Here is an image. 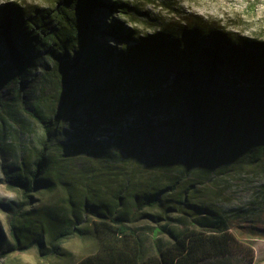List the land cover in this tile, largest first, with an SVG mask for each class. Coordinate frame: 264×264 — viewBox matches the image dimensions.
Masks as SVG:
<instances>
[{
  "label": "trees",
  "instance_id": "obj_1",
  "mask_svg": "<svg viewBox=\"0 0 264 264\" xmlns=\"http://www.w3.org/2000/svg\"><path fill=\"white\" fill-rule=\"evenodd\" d=\"M136 14L127 0L0 1V123L22 112L41 127L2 167L18 199L0 254L35 247L45 257L90 229L96 251L75 264H198L233 252L227 218L193 202L195 185L209 173H264V42H236L195 14L140 32L123 20ZM48 87L57 94L42 110ZM77 156L85 170L68 165ZM147 215L157 229L148 254L132 226Z\"/></svg>",
  "mask_w": 264,
  "mask_h": 264
},
{
  "label": "rangeland",
  "instance_id": "obj_2",
  "mask_svg": "<svg viewBox=\"0 0 264 264\" xmlns=\"http://www.w3.org/2000/svg\"><path fill=\"white\" fill-rule=\"evenodd\" d=\"M2 1V0H0ZM20 4H43L45 0H16ZM137 10L136 19H123L127 26L140 32L152 31L153 23L178 20L179 14H195L210 25L229 34L236 42H264V0H127ZM116 16L115 13H113ZM111 16V15H110ZM102 21V20H101ZM108 43L117 42L111 35H103ZM38 84H30L20 96L35 94ZM35 92L31 94V90ZM48 87L44 94L41 109L48 108L46 99L57 94ZM29 92V93H26ZM37 94V93H36ZM12 96V95H10ZM10 97L8 101H11ZM30 101H33L30 99ZM20 121L9 119L0 123V250L12 243L8 231L7 215L15 207L17 195L6 188L3 182L2 167L10 165L25 147L34 146L41 135L40 125L20 112ZM233 148V145L230 144ZM2 148V149H1ZM68 165L73 171L85 170L89 161L85 156L71 157ZM66 162V163H67ZM118 164V162H117ZM196 182L197 198L193 202H203L223 214L229 223V231L235 236L233 252L224 257L211 258L198 264H264V173L254 170H241L232 173H209ZM200 194V195H199ZM62 193L57 192L50 201H60ZM147 214L163 212L155 208H144ZM171 216L168 213L165 220ZM88 221L92 219L87 217ZM165 220H161L164 223ZM150 216L137 219L132 226L143 237L146 253H152L157 229L152 232L147 226L155 225ZM246 225L249 231H242ZM85 227L89 225L85 223ZM254 230V232L252 231ZM89 235L79 238L76 235L58 244L56 253L39 257L35 247L26 251H12L0 254V264H75L82 257L96 251L97 244L90 229ZM91 234V235H90ZM166 239V237H163Z\"/></svg>",
  "mask_w": 264,
  "mask_h": 264
}]
</instances>
